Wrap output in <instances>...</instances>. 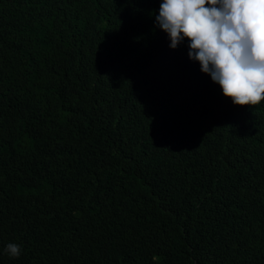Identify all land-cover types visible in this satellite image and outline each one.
<instances>
[{
  "label": "trees",
  "instance_id": "trees-1",
  "mask_svg": "<svg viewBox=\"0 0 264 264\" xmlns=\"http://www.w3.org/2000/svg\"><path fill=\"white\" fill-rule=\"evenodd\" d=\"M161 2L0 0V264H264V101Z\"/></svg>",
  "mask_w": 264,
  "mask_h": 264
},
{
  "label": "clouds",
  "instance_id": "clouds-1",
  "mask_svg": "<svg viewBox=\"0 0 264 264\" xmlns=\"http://www.w3.org/2000/svg\"><path fill=\"white\" fill-rule=\"evenodd\" d=\"M155 20L170 48L188 40L189 58L233 105L264 101V0H162ZM4 251L21 255L16 243Z\"/></svg>",
  "mask_w": 264,
  "mask_h": 264
}]
</instances>
